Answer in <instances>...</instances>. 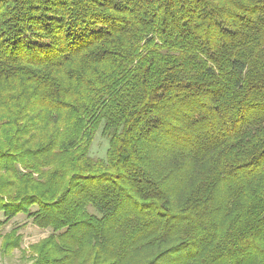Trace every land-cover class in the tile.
I'll list each match as a JSON object with an SVG mask.
<instances>
[{
	"label": "trees",
	"instance_id": "trees-1",
	"mask_svg": "<svg viewBox=\"0 0 264 264\" xmlns=\"http://www.w3.org/2000/svg\"><path fill=\"white\" fill-rule=\"evenodd\" d=\"M0 213L29 264H264V0H0Z\"/></svg>",
	"mask_w": 264,
	"mask_h": 264
},
{
	"label": "rangeland",
	"instance_id": "rangeland-1",
	"mask_svg": "<svg viewBox=\"0 0 264 264\" xmlns=\"http://www.w3.org/2000/svg\"><path fill=\"white\" fill-rule=\"evenodd\" d=\"M109 146V141L107 137H104L101 130L98 131L92 148L91 154L94 157L106 158L107 149ZM35 207V206H34ZM33 207V208H34ZM36 208V207H35ZM0 220L4 221L5 217L0 213ZM19 227V233L23 236V247L26 248L30 244L35 243L42 238L46 237L49 233V229H42L34 224L33 219L27 215L20 214L8 222L0 225V264H29L27 259L23 258V253L20 249L14 250V252L9 255H5L1 251V234H6L13 230V228Z\"/></svg>",
	"mask_w": 264,
	"mask_h": 264
}]
</instances>
